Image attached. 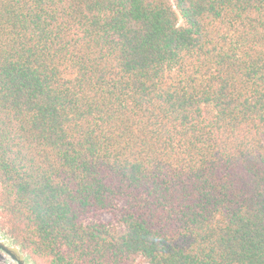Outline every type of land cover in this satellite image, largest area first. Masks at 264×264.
Instances as JSON below:
<instances>
[{"label":"trees","instance_id":"16d2710c","mask_svg":"<svg viewBox=\"0 0 264 264\" xmlns=\"http://www.w3.org/2000/svg\"><path fill=\"white\" fill-rule=\"evenodd\" d=\"M0 236L264 264V0H0Z\"/></svg>","mask_w":264,"mask_h":264},{"label":"rangeland","instance_id":"374dc122","mask_svg":"<svg viewBox=\"0 0 264 264\" xmlns=\"http://www.w3.org/2000/svg\"><path fill=\"white\" fill-rule=\"evenodd\" d=\"M0 264H28L25 256L9 241L0 236ZM140 264H145L139 261Z\"/></svg>","mask_w":264,"mask_h":264}]
</instances>
